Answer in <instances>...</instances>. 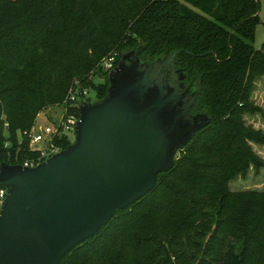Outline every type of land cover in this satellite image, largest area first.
I'll use <instances>...</instances> for the list:
<instances>
[{"label":"trees","instance_id":"obj_1","mask_svg":"<svg viewBox=\"0 0 264 264\" xmlns=\"http://www.w3.org/2000/svg\"><path fill=\"white\" fill-rule=\"evenodd\" d=\"M260 9L259 0H0V27L26 21L36 43L28 49L31 38L0 30V162L34 156L20 134L70 91L105 95V83L83 77L114 47L144 45L147 60L181 49L176 67L201 77L196 107L211 120L151 191L59 264H264V191L229 185L251 165L264 169L249 144L264 145V133L244 120L260 112L250 99L264 76Z\"/></svg>","mask_w":264,"mask_h":264},{"label":"water","instance_id":"obj_2","mask_svg":"<svg viewBox=\"0 0 264 264\" xmlns=\"http://www.w3.org/2000/svg\"><path fill=\"white\" fill-rule=\"evenodd\" d=\"M143 48L111 70L104 97L80 102L67 147L33 167L0 162V186L7 190L0 264H59L117 209L151 191L158 175L173 167L176 152L210 120L188 118L201 77L187 100L178 78L165 76V70L182 71L175 68L181 49L144 66L138 58Z\"/></svg>","mask_w":264,"mask_h":264},{"label":"rangeland","instance_id":"obj_3","mask_svg":"<svg viewBox=\"0 0 264 264\" xmlns=\"http://www.w3.org/2000/svg\"><path fill=\"white\" fill-rule=\"evenodd\" d=\"M179 1L183 2V0H179ZM259 1H260V7H261V9H260V23L256 26L255 40H254V46L258 49L261 47V45L264 41V0H259ZM2 29L7 30L11 34L19 33L22 36H24L25 38H29V39L31 38L32 39V37L30 36L29 28L27 26L26 21H22L13 27H11L10 25H3L0 27V30H2ZM32 41H33V39H32ZM67 44L69 45V42H67ZM35 45H36V43L34 41L29 43L28 49L34 48ZM139 46H142V45H139ZM136 49L121 50V49H118L117 47L112 48L105 55H103L97 61H95L94 65L89 69L90 71L85 74V77H83V78H85L84 81L88 82V81L92 80L95 82V84L105 83L106 92H107L108 87H109V75H110L111 70L117 68L122 61H128V58L132 55V53L129 56H128V54L131 51L136 50ZM91 51L92 50L90 49L89 53H91ZM140 54H141V51L138 54L139 62L144 66H150L154 62L165 59L168 57V55H163V56H159L155 59L147 60V59H142L140 57ZM111 55H115V61L113 63V66L109 71H103V70H105L104 66L108 62V58ZM33 58L34 57L30 56V53L28 52L29 62H28L27 68L30 67V64L35 63V62H33ZM175 68L178 69L176 66H175ZM176 72H177V74L174 75L172 70H165V76L169 79L171 74H172L173 76L176 77V79L178 78L179 82L182 83V91L186 90V92H187L186 98L188 100V98L190 99L196 93L197 82L192 81V80H187V76L185 73H183V71L178 72V70H177ZM87 90H88V94H89L88 99H86L84 101L91 102V101L102 98V97H98L96 95L95 89L88 87ZM250 99L252 101V104L254 106H256L260 112L259 113L257 112L254 115H245L244 120H245L246 124L252 125L255 129H260L261 132L264 133V115H262V113H264V76L255 79L254 87H253ZM196 102H197V100H196ZM61 109H62L61 104L58 103V104H54L53 106H50L49 108L39 112L38 116L36 117V130H37V127H39L40 125L49 124L50 121L47 120L46 117H49V118L54 117L55 115L59 114ZM1 118H3L2 122L4 124L5 123L4 111L2 113ZM188 118L190 120L194 121L195 123L200 124V123L205 122L209 117L206 114V112L198 110L196 107V103H195L189 112ZM210 122H211V120H209L208 123L205 124V126L201 127L195 133H193L188 144L190 143V141H192L194 139L196 134H198V132L200 130H202L206 126H208L210 124ZM69 138H70V142H72L74 140V134L73 133L69 134ZM249 144H250L251 148L253 149V151L260 158H262V160L264 161V145H257V144L252 143V142H250ZM182 149H179L176 152V154L174 156V162H175L176 157L181 155ZM229 185H230V189L232 191H238V190L241 191V190H247V189L264 191V169L262 168V169H259L258 171H255V169L251 165L246 176H244V177H241L240 175L236 176L230 182Z\"/></svg>","mask_w":264,"mask_h":264},{"label":"built area","instance_id":"obj_4","mask_svg":"<svg viewBox=\"0 0 264 264\" xmlns=\"http://www.w3.org/2000/svg\"><path fill=\"white\" fill-rule=\"evenodd\" d=\"M115 61V55L108 58L103 71H109ZM77 83V82H76ZM75 90H79L76 88ZM69 102L61 103L59 114L52 118L46 117L50 121L49 124L40 125L36 130V119L29 130L20 134L19 142L25 138L28 142L29 151L34 153L30 159H26L23 163H18L25 167H33L49 158L53 154L59 152L62 148L63 140H70L69 134L74 132L75 122L79 118L78 105L81 101L88 99V90L84 89L82 94L70 91ZM39 114V113H38ZM38 116V115H37ZM4 127L8 125L5 122ZM7 190L0 186V210L5 199Z\"/></svg>","mask_w":264,"mask_h":264}]
</instances>
